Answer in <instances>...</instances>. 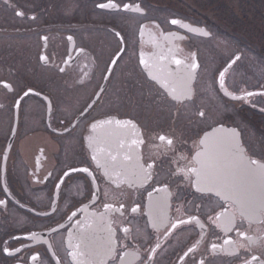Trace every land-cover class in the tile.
<instances>
[{
  "label": "flooded vegetation",
  "instance_id": "af4514ba",
  "mask_svg": "<svg viewBox=\"0 0 264 264\" xmlns=\"http://www.w3.org/2000/svg\"><path fill=\"white\" fill-rule=\"evenodd\" d=\"M223 2L0 0V264H264V30L232 52Z\"/></svg>",
  "mask_w": 264,
  "mask_h": 264
},
{
  "label": "rangeland",
  "instance_id": "374dc122",
  "mask_svg": "<svg viewBox=\"0 0 264 264\" xmlns=\"http://www.w3.org/2000/svg\"><path fill=\"white\" fill-rule=\"evenodd\" d=\"M179 1L180 0H162L163 6H153V5H145V9L152 14H160V15H165L166 17L168 16H175L177 15V8L179 5ZM187 3H193L195 6H201L203 4H207L210 2L211 5V9L210 11L213 12L214 15H216L217 17L219 16L221 24L224 22V20L226 21L225 16L227 15L226 13V8H225V4H223V0H184ZM264 1V0H262ZM220 2V3H219ZM57 3V2H56ZM144 8V7H143ZM243 8H245V6L242 4V2H240V0H231V4H230V9H232L230 11L232 17H231V21L234 25V27H236L238 30H236L238 32V34H235L237 32H234V35L231 37V40H229L230 44H231V50L232 52L238 50L240 48V40H243V37H241V32L243 31L244 27L247 31V29L249 27H252L250 29L252 30H264V21H255V19L253 20V23L249 25L247 22H241L240 21V17L241 14H243L245 11H243ZM56 12H77L79 14L83 13L85 11V6L83 5H77V3L75 2H71V3H62V4H56ZM262 11L261 13L264 14V2H262ZM238 17V18H236ZM241 22V23H240ZM226 23V22H224ZM248 26V28L246 26ZM216 42H219V45L222 49L227 48L229 46V44H227V39H224L222 37L220 38H216ZM7 44H10V40H7L6 42ZM11 47V46H10ZM1 55V54H0ZM7 61L6 63H4L5 61H0V76L3 75L4 73H6V70L8 69H12L14 68V58H11L10 56L7 57ZM249 78V77H248ZM37 123V122H36Z\"/></svg>",
  "mask_w": 264,
  "mask_h": 264
},
{
  "label": "water",
  "instance_id": "95a60500",
  "mask_svg": "<svg viewBox=\"0 0 264 264\" xmlns=\"http://www.w3.org/2000/svg\"><path fill=\"white\" fill-rule=\"evenodd\" d=\"M100 8H106V9H109V10H117L119 7L113 3V2H109L107 4H104V5H101L99 6ZM124 10H129V11H132V12H144V10L138 5V4H135L133 6H125L123 8ZM176 21V20H174ZM204 30V28H198V27H192L191 28V32L195 33V34H203L202 31Z\"/></svg>",
  "mask_w": 264,
  "mask_h": 264
}]
</instances>
